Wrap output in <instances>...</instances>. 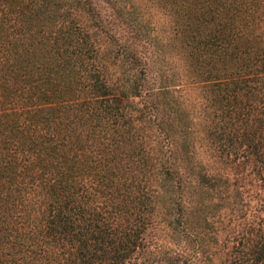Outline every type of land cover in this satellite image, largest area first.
<instances>
[{
  "label": "trees",
  "instance_id": "trees-1",
  "mask_svg": "<svg viewBox=\"0 0 264 264\" xmlns=\"http://www.w3.org/2000/svg\"><path fill=\"white\" fill-rule=\"evenodd\" d=\"M97 1L0 0V264H264V0Z\"/></svg>",
  "mask_w": 264,
  "mask_h": 264
},
{
  "label": "rangeland",
  "instance_id": "rangeland-1",
  "mask_svg": "<svg viewBox=\"0 0 264 264\" xmlns=\"http://www.w3.org/2000/svg\"><path fill=\"white\" fill-rule=\"evenodd\" d=\"M98 9L100 11V14L107 20V22L110 24V27L112 28V31L116 34L122 35V37H125L123 26L119 23V21L113 16V11L110 8L109 4L106 3V0H98ZM230 174H233V171H229Z\"/></svg>",
  "mask_w": 264,
  "mask_h": 264
}]
</instances>
